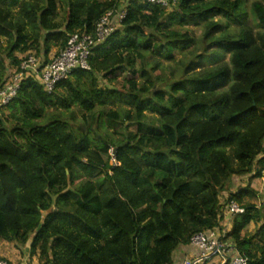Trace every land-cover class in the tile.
<instances>
[{
	"label": "trees",
	"instance_id": "1",
	"mask_svg": "<svg viewBox=\"0 0 264 264\" xmlns=\"http://www.w3.org/2000/svg\"><path fill=\"white\" fill-rule=\"evenodd\" d=\"M123 7L89 70L51 92L27 77L0 110V240L24 245L32 235L41 264H172L234 200L244 212L228 236L247 264H264V201L248 200L249 183L230 189L233 177L259 178L264 166V0H178L170 9L0 0V84L16 54L46 63L69 34L92 32L108 11L115 22ZM162 59L174 68H159ZM251 222L259 225L248 234Z\"/></svg>",
	"mask_w": 264,
	"mask_h": 264
},
{
	"label": "built area",
	"instance_id": "2",
	"mask_svg": "<svg viewBox=\"0 0 264 264\" xmlns=\"http://www.w3.org/2000/svg\"><path fill=\"white\" fill-rule=\"evenodd\" d=\"M146 3L170 9L178 0H144ZM125 15V8L112 20V11L106 12L95 23L92 32L75 31L68 35L64 48L60 49L50 60L43 63L33 53L20 57L17 68L12 69L7 79L0 84V110L7 106L16 96L21 81L27 77L37 79L47 92H51L56 83L68 78L75 69L89 70L88 58L93 47L103 42L113 31L117 22ZM114 161L113 149L109 150ZM264 156V152L261 157ZM264 182V166L260 170ZM223 220L218 226L194 232L186 246L188 252L180 259L173 254L172 264H247V257L239 252L236 244L228 236L234 216L244 212V207L234 200L223 206ZM0 264H10L0 258Z\"/></svg>",
	"mask_w": 264,
	"mask_h": 264
},
{
	"label": "rangeland",
	"instance_id": "3",
	"mask_svg": "<svg viewBox=\"0 0 264 264\" xmlns=\"http://www.w3.org/2000/svg\"><path fill=\"white\" fill-rule=\"evenodd\" d=\"M197 26L195 27V26H193L192 27V29L193 30H197ZM196 34H198L197 33V31H196ZM56 47H54V48H52V50H51V52L50 53H52V52H54V50L56 51L57 49H55ZM201 51V48L200 47H198V48H194V47H191L190 49H189V51L188 52H200ZM57 52H55V54H56ZM55 54H53V55H55ZM19 58L20 57H22L23 56V54H16ZM185 56V54L184 53H177L176 55H175V59H180V58H182V57H184ZM39 57V56H38ZM40 59H41V57H39ZM42 60V59H41ZM228 60V58L226 57L225 58V61H227ZM174 66H175V61H168V60H160V66H159V68H163V69H173L174 68ZM202 66H203V68H209V67H211L212 66V64H211V62H206V63H204V64H202ZM4 112L5 113H8L9 111H8V109H5L4 110ZM104 158H106V156L104 155ZM248 178H249V176H248ZM254 179H256V178H254ZM262 181V180H261ZM263 182V181H262ZM261 182V183H262ZM263 188H264V182H263V186H262ZM238 187H235V188H233L232 189V191L234 190H236ZM262 189V188H261ZM258 190V192H257V194L259 195V196H256V193H255V195H254V197H252V198H249L248 200L249 201H251L252 203H254V204H256L257 206H259L263 201H264V191H263V193H262V190ZM260 193V194H259ZM227 193H226V195L225 196H223L222 197V202L224 201V199L227 197ZM258 225L259 224H255V223H253V222H251V223H249L248 224V226H247V228H246V232L248 233V234H252V233H254L255 231H256V229H257V227H258ZM31 238H32V235H31V237H30V239H29V241L26 243V244H24V245H22V244H15V243H13V242H8L7 243V241H5V240H3V241H5V243H1V245H0V248H2V249H6V250H8V251H15V255L19 258V259H21V258H25V259H27L26 260V264H41L40 263V261H39V258H38V252H36L35 254H32V252L30 251V248H29V245H30V242H31ZM2 241V240H1ZM7 243V244H6ZM4 247V248H3ZM1 258V257H0ZM17 260V261H20V260ZM7 260V259H6ZM8 261V260H7ZM10 264H11V262L10 261H8ZM22 264V263H21Z\"/></svg>",
	"mask_w": 264,
	"mask_h": 264
},
{
	"label": "crops",
	"instance_id": "4",
	"mask_svg": "<svg viewBox=\"0 0 264 264\" xmlns=\"http://www.w3.org/2000/svg\"><path fill=\"white\" fill-rule=\"evenodd\" d=\"M55 49H57V48H55ZM55 52H57V50L55 51L54 50V52H52V53H50L49 54V56H48V59H50V58H52L54 55L53 54H55ZM262 181H261V178L259 177V178H256V179H252V180H249L248 179V175H245V176H240V177H233V179H232V183H231V191H232V189L233 188H235V187H238V186H243V185H246V184H250V187L254 190V192L256 193V196H259L258 194H257V192H258V190H260L261 188V190H262V193H263V191H264V188L262 187L263 186V182L261 183ZM234 191V190H233ZM260 194V193H259ZM226 195V192L223 194V196H225ZM249 199V198H248ZM5 243V241H1L0 240V245H1V243ZM8 243V242H7ZM6 243V244H7ZM4 248V247H3ZM188 252V249L187 248H178L177 250H176V256L180 259L181 257H183L186 253ZM0 257L1 258H4V259H7L8 261H10L11 262V264H26L25 262H26V260L27 259H25V258H21V259H19L16 255H15V251H8V250H6V249H2V248H0ZM20 260V261H17V260Z\"/></svg>",
	"mask_w": 264,
	"mask_h": 264
}]
</instances>
